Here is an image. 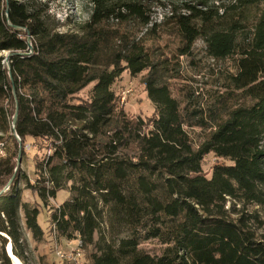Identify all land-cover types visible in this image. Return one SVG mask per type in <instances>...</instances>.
Instances as JSON below:
<instances>
[{
  "label": "trees",
  "instance_id": "trees-1",
  "mask_svg": "<svg viewBox=\"0 0 264 264\" xmlns=\"http://www.w3.org/2000/svg\"><path fill=\"white\" fill-rule=\"evenodd\" d=\"M90 1L88 21L69 28L48 2L0 0V53L10 52L11 67L0 55V132L12 126L15 89L22 155L29 138L47 149L34 158L36 183L21 177L20 166L0 194L3 259L12 264L9 239L18 260L34 264L24 227L41 240L40 212L64 189L66 200L49 208L48 231L90 247L84 264H264V233L237 208H264V0H181L160 23L148 0ZM165 25L178 46L172 56H155L147 40L161 39L155 32ZM199 40L209 58L236 66L222 74L225 93L206 112L191 101L182 108L170 88L185 77L181 58L192 57ZM125 70L147 72L153 117L119 108L113 85ZM91 83L89 97L78 99ZM196 126L207 130L199 143L187 129ZM8 136L13 150L0 156V192L19 155L13 129ZM210 153L223 161L209 177ZM21 180L41 203L23 201ZM148 240L162 253L144 250Z\"/></svg>",
  "mask_w": 264,
  "mask_h": 264
},
{
  "label": "rangeland",
  "instance_id": "rangeland-1",
  "mask_svg": "<svg viewBox=\"0 0 264 264\" xmlns=\"http://www.w3.org/2000/svg\"><path fill=\"white\" fill-rule=\"evenodd\" d=\"M48 2L51 7V12L61 21L70 20L69 28H76L77 25L88 21L91 12L92 4L90 0H43ZM181 0H148L153 9V21L158 23L163 20L164 17L171 14L174 3H180ZM220 1V0H217ZM110 26L112 28L123 30L125 25L118 22L111 21ZM67 28V27H66ZM158 31V32H157ZM164 31V32H163ZM171 25H165L162 28H157L155 34H161L162 38L159 40L148 38L147 45L154 48L153 54L155 56H163L164 53L172 56L175 48L178 46L177 36L172 32ZM158 49V50H157ZM10 53L9 51H3L0 55L6 57ZM182 73H184L183 79H176L172 82L171 91L181 103L182 108H187L188 101H191L190 107L199 106L207 111L208 107L213 103V99L221 93H225V89L222 88L224 72H235V62L229 60H214L209 58L206 54L204 43L199 40L195 44V50L192 57H182ZM147 72H143L138 75H132L128 70H125L120 78L113 85L117 95L121 96L119 108L129 116H141L144 119L151 118L156 114L155 104L150 98L144 82V77ZM93 86V83L84 88L77 96L78 99H87L89 97V90ZM122 97L125 100L122 101ZM74 101H78L75 99ZM2 126L6 124L1 123ZM192 139L199 143L203 136L207 133L206 128L203 127H187ZM11 130V132H10ZM12 134V126L7 127V131L0 132V156L6 155L9 151L13 150V144L8 135ZM26 155H22L21 169L23 179L28 178L31 184L36 183L35 174V157L36 155H43L47 152L44 144L34 138H29L26 145ZM223 159L217 158L213 153L208 154L203 161V171L210 177L212 169L215 163L222 162ZM230 162V161H227ZM22 190L23 201L34 205L41 203L40 197L29 187H27L26 181L20 183ZM6 191V190H5ZM68 192L61 190L55 199H49V207L43 208L38 217V221L44 229L45 235L41 240H36L33 234L26 227L25 231L31 249V255L34 260V264H60V259L56 254L58 247L65 248V241L50 235L49 228V208L56 207L68 197ZM232 206V201L227 202V207ZM42 207V206H41ZM238 209H243L245 212L252 213L254 216L255 227L259 233H264V208L255 204H248L243 206L237 205ZM22 216L24 212L21 211ZM255 217L259 218L257 222ZM24 219V218H23ZM262 225L261 228L258 226ZM78 256L81 261L86 263L89 256L90 247H87L84 251L79 246V241H75ZM11 241L8 239V243L5 246V251L9 255V248L12 246ZM141 247L153 254H161L164 246L157 240H148L143 242ZM12 264L14 263L12 260ZM0 264H7L3 259V249L0 243ZM22 264V263H21Z\"/></svg>",
  "mask_w": 264,
  "mask_h": 264
},
{
  "label": "water",
  "instance_id": "water-1",
  "mask_svg": "<svg viewBox=\"0 0 264 264\" xmlns=\"http://www.w3.org/2000/svg\"><path fill=\"white\" fill-rule=\"evenodd\" d=\"M5 12H6L7 20L9 21L10 19H9V8H8V6H7V9H6ZM27 40H28V43H29V49L32 51L33 50V45L31 43V36L30 35L28 36ZM9 58H10V53H8V55L5 57L4 62L7 65V67L9 68V70H10L11 67H9L10 66V59ZM10 74H11V71H10ZM14 95H15V99H16V109H15V114H14L13 121H12V129H13V135L20 142L19 143V155H18V159H17V165H16V168H15V173L12 176L11 180L9 181L8 185L4 187V189L0 192V194L9 188V186L13 182V180L15 178V174L18 171L19 167L21 166V162H22V149H21L22 148V143H21V139L19 137L20 135H18L17 131H16V124H17V120H18L19 108H18V101H17L15 89H14ZM11 251H12V247H11ZM9 256H10V259L11 258L13 259L11 252H9ZM17 264H19V263H17Z\"/></svg>",
  "mask_w": 264,
  "mask_h": 264
},
{
  "label": "built area",
  "instance_id": "built-area-1",
  "mask_svg": "<svg viewBox=\"0 0 264 264\" xmlns=\"http://www.w3.org/2000/svg\"><path fill=\"white\" fill-rule=\"evenodd\" d=\"M125 97H122V101ZM56 254L59 259L69 262V264H84L81 258L78 256L77 247L75 241L65 240V248L58 247Z\"/></svg>",
  "mask_w": 264,
  "mask_h": 264
},
{
  "label": "bare ground",
  "instance_id": "bare-ground-1",
  "mask_svg": "<svg viewBox=\"0 0 264 264\" xmlns=\"http://www.w3.org/2000/svg\"><path fill=\"white\" fill-rule=\"evenodd\" d=\"M79 246H80V242H79ZM80 248H81V246H80ZM9 252H11V254H12V257H13V261H14V263H19V264H21V262H20V260H18V258L13 254V252L11 251V248H9ZM80 256V255H79Z\"/></svg>",
  "mask_w": 264,
  "mask_h": 264
}]
</instances>
